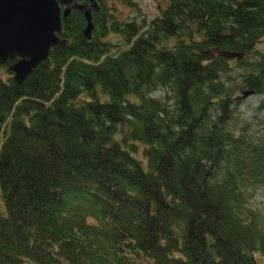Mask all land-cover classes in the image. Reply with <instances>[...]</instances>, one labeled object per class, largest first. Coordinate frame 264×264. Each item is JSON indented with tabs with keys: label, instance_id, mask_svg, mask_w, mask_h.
<instances>
[{
	"label": "trees",
	"instance_id": "trees-1",
	"mask_svg": "<svg viewBox=\"0 0 264 264\" xmlns=\"http://www.w3.org/2000/svg\"><path fill=\"white\" fill-rule=\"evenodd\" d=\"M95 1L89 40L71 11L22 83L0 66V264H259L264 121L235 113L264 96V0H153L145 25Z\"/></svg>",
	"mask_w": 264,
	"mask_h": 264
},
{
	"label": "water",
	"instance_id": "water-1",
	"mask_svg": "<svg viewBox=\"0 0 264 264\" xmlns=\"http://www.w3.org/2000/svg\"><path fill=\"white\" fill-rule=\"evenodd\" d=\"M98 10L95 0H87V4L74 0H0V66L11 61L7 72L16 83H22L47 59L51 48L65 45V40L58 38L62 19L71 11L82 13V36L89 40L93 29L91 13ZM249 95L251 92H242L238 99Z\"/></svg>",
	"mask_w": 264,
	"mask_h": 264
},
{
	"label": "rangeland",
	"instance_id": "rangeland-1",
	"mask_svg": "<svg viewBox=\"0 0 264 264\" xmlns=\"http://www.w3.org/2000/svg\"><path fill=\"white\" fill-rule=\"evenodd\" d=\"M134 2L138 8L137 12H133L122 5H117V17L121 20H134L137 24L145 25L149 20L157 16L158 13L153 0H134ZM257 49L259 51V54L264 56V39L262 40L261 45L257 47ZM259 54L252 55L250 59L256 60L258 57H261ZM238 73L239 71H234L232 73V76L236 77ZM161 96L162 95L160 94V92H155L154 94H152L153 98H161ZM263 98L264 96H248L245 99L240 100L239 105L236 109L235 119H237L238 124H249L251 127L250 132L252 134L258 135L260 133V122L264 121V111L258 113L256 109L260 100H262ZM2 140L3 138H0V143L2 142ZM247 207L256 214L261 229L264 232V190L257 191L253 198L249 200ZM0 215L3 217L6 216L5 208L1 199V194ZM91 217L93 216L88 217L89 221H93ZM258 263L264 264V260L262 258H259Z\"/></svg>",
	"mask_w": 264,
	"mask_h": 264
}]
</instances>
